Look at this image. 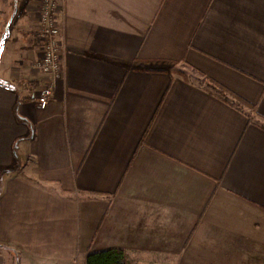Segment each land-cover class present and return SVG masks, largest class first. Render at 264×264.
<instances>
[{
  "label": "crops",
  "instance_id": "1",
  "mask_svg": "<svg viewBox=\"0 0 264 264\" xmlns=\"http://www.w3.org/2000/svg\"><path fill=\"white\" fill-rule=\"evenodd\" d=\"M39 3L0 0V264H264V0H60L56 78Z\"/></svg>",
  "mask_w": 264,
  "mask_h": 264
},
{
  "label": "built area",
  "instance_id": "2",
  "mask_svg": "<svg viewBox=\"0 0 264 264\" xmlns=\"http://www.w3.org/2000/svg\"><path fill=\"white\" fill-rule=\"evenodd\" d=\"M60 0H40L37 10L35 37L39 46L33 59V67L52 74L53 78L61 74L62 40L56 12ZM53 94V79L41 80L34 95L35 104L44 108Z\"/></svg>",
  "mask_w": 264,
  "mask_h": 264
},
{
  "label": "trees",
  "instance_id": "3",
  "mask_svg": "<svg viewBox=\"0 0 264 264\" xmlns=\"http://www.w3.org/2000/svg\"><path fill=\"white\" fill-rule=\"evenodd\" d=\"M208 83L219 92L227 95L229 92L217 82L211 79H207ZM233 99L239 105L240 108L248 107L250 109L249 118H254L256 113V107L249 101L241 98L237 94H232ZM264 126V118L261 123ZM85 264H127V256L123 248L110 247L106 249H101L98 251L88 252L86 256Z\"/></svg>",
  "mask_w": 264,
  "mask_h": 264
}]
</instances>
